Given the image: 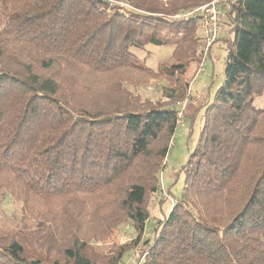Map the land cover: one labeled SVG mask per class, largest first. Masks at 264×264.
I'll return each mask as SVG.
<instances>
[{
	"label": "trees",
	"instance_id": "obj_1",
	"mask_svg": "<svg viewBox=\"0 0 264 264\" xmlns=\"http://www.w3.org/2000/svg\"><path fill=\"white\" fill-rule=\"evenodd\" d=\"M115 1L2 0L0 189L22 219L0 229V264H119L139 244L141 264H264V0L234 1L182 195L144 240L186 73L206 56L201 19L177 14L211 0ZM148 45L173 48L150 64Z\"/></svg>",
	"mask_w": 264,
	"mask_h": 264
},
{
	"label": "rangeland",
	"instance_id": "obj_2",
	"mask_svg": "<svg viewBox=\"0 0 264 264\" xmlns=\"http://www.w3.org/2000/svg\"><path fill=\"white\" fill-rule=\"evenodd\" d=\"M6 19L7 9L3 5L2 0H0V26L6 23ZM222 22L224 23V27L220 32L221 37L214 43L209 54L205 56L203 64L192 63L190 65L186 73V78L190 82L189 96L184 102L177 105V108L182 112V121L177 125L172 138L174 146L169 151L168 160H166L165 167L161 173V185L166 186V192L175 199L180 198L182 195L185 180L183 168L189 159L190 153L194 151L197 145L204 123L203 114L206 107L205 103L214 99L216 90L222 84L228 51L234 47L232 42L235 38V32L232 30V24L229 20H223ZM198 33L200 41H202L201 26H199ZM150 48L154 49V51L151 52L152 57L148 59V63L155 64L153 59L160 61L163 55L167 54L173 47H155L148 45L146 50H150ZM156 50L161 52H157ZM150 81L153 83L145 90L150 95L152 94V98L156 100L160 99L162 81L157 80L156 82L153 79H150ZM254 104L256 107L262 108L264 105V94L257 97ZM159 193L150 202L151 217L145 229L143 240L150 233V228L155 226L156 221L168 215L173 207L168 199L160 203L163 199L161 201L159 200ZM19 205V202L12 200L9 195H6L0 189V229H10L17 222L19 223L20 219H22V212ZM26 218L31 219L28 215L25 216ZM33 218L35 219V217ZM132 237V227L125 225L116 234L110 236L105 243L99 244V247L105 254H109L117 246L129 242V239ZM137 247L142 248L141 244L135 246L126 260L131 258L133 251ZM123 261H121L122 263L119 262V264H123Z\"/></svg>",
	"mask_w": 264,
	"mask_h": 264
},
{
	"label": "built area",
	"instance_id": "obj_3",
	"mask_svg": "<svg viewBox=\"0 0 264 264\" xmlns=\"http://www.w3.org/2000/svg\"><path fill=\"white\" fill-rule=\"evenodd\" d=\"M235 0H211L205 4L200 5L199 7L185 12L177 14V17L184 19H189L192 17H198L201 19L202 29H203V52L204 55L209 54L210 49L214 43L219 39L220 32L222 29V21L228 19L229 12L232 9V5ZM113 5L119 3L115 0H109ZM203 64V63H202ZM182 113H179L181 117ZM174 146L173 140L170 143V150ZM159 200L168 199L172 206L175 205V198L171 197L164 187L161 185L160 193L158 196ZM135 251V253H134ZM133 251L131 258H128L123 264H141L147 255V249L143 250L140 247H137Z\"/></svg>",
	"mask_w": 264,
	"mask_h": 264
},
{
	"label": "crops",
	"instance_id": "obj_4",
	"mask_svg": "<svg viewBox=\"0 0 264 264\" xmlns=\"http://www.w3.org/2000/svg\"><path fill=\"white\" fill-rule=\"evenodd\" d=\"M228 19H226L225 21H227ZM223 23V22H222ZM224 27V23H223V25H222V28ZM220 37H221V34H220ZM219 37V38H220ZM229 38H230V36H229ZM165 187V189H166V186H164Z\"/></svg>",
	"mask_w": 264,
	"mask_h": 264
}]
</instances>
